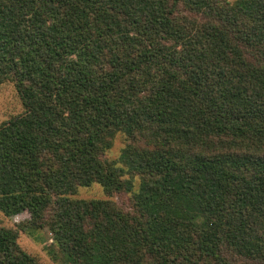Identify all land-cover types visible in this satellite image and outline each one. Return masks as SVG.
Here are the masks:
<instances>
[{
  "label": "trees",
  "instance_id": "16d2710c",
  "mask_svg": "<svg viewBox=\"0 0 264 264\" xmlns=\"http://www.w3.org/2000/svg\"><path fill=\"white\" fill-rule=\"evenodd\" d=\"M8 80L0 264H264V0H0Z\"/></svg>",
  "mask_w": 264,
  "mask_h": 264
},
{
  "label": "rangeland",
  "instance_id": "374dc122",
  "mask_svg": "<svg viewBox=\"0 0 264 264\" xmlns=\"http://www.w3.org/2000/svg\"><path fill=\"white\" fill-rule=\"evenodd\" d=\"M25 107L20 98L13 81H5L0 83V123L10 119L11 117L24 112ZM126 139L123 134H118L114 140L111 149L106 152V157L110 160H118L125 146ZM139 179L135 181V188L139 187ZM77 198H108L102 185L95 183L91 186L80 187L74 195ZM130 194H123L115 199L120 202L128 203ZM30 218V214L25 211L14 216H7L0 210V225L6 227L17 228L18 225ZM51 233L46 230L37 231L34 235H30L25 231H20L18 242L21 247L36 257L40 264H56L48 255L45 246L51 242Z\"/></svg>",
  "mask_w": 264,
  "mask_h": 264
}]
</instances>
